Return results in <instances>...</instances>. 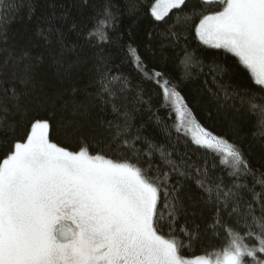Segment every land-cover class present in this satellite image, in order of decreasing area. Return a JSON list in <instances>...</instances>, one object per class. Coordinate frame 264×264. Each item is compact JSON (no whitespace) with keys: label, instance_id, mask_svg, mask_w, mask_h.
Here are the masks:
<instances>
[{"label":"trees","instance_id":"1","mask_svg":"<svg viewBox=\"0 0 264 264\" xmlns=\"http://www.w3.org/2000/svg\"><path fill=\"white\" fill-rule=\"evenodd\" d=\"M0 0V172L33 126L135 169L152 226L187 259L264 263V84L197 27L226 0ZM217 143L197 141L179 105Z\"/></svg>","mask_w":264,"mask_h":264},{"label":"rangeland","instance_id":"2","mask_svg":"<svg viewBox=\"0 0 264 264\" xmlns=\"http://www.w3.org/2000/svg\"><path fill=\"white\" fill-rule=\"evenodd\" d=\"M183 1L157 0L153 15ZM226 1L197 34L234 52L264 84V0ZM178 105L197 141L217 143ZM155 202V189L135 169L65 150L50 141L48 122H38L0 172V264H245L243 250L217 260L181 257L153 229ZM59 219L76 225L66 246L53 240Z\"/></svg>","mask_w":264,"mask_h":264},{"label":"flooded vegetation","instance_id":"3","mask_svg":"<svg viewBox=\"0 0 264 264\" xmlns=\"http://www.w3.org/2000/svg\"><path fill=\"white\" fill-rule=\"evenodd\" d=\"M75 227L76 225H71V222L59 219L52 228L53 240L59 246L68 245L76 235L77 230Z\"/></svg>","mask_w":264,"mask_h":264},{"label":"water","instance_id":"4","mask_svg":"<svg viewBox=\"0 0 264 264\" xmlns=\"http://www.w3.org/2000/svg\"><path fill=\"white\" fill-rule=\"evenodd\" d=\"M66 233H67V231H66ZM66 233H65V234H66Z\"/></svg>","mask_w":264,"mask_h":264}]
</instances>
